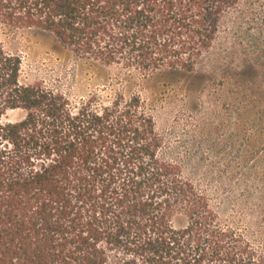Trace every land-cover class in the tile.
<instances>
[{
	"label": "trees",
	"instance_id": "1",
	"mask_svg": "<svg viewBox=\"0 0 264 264\" xmlns=\"http://www.w3.org/2000/svg\"><path fill=\"white\" fill-rule=\"evenodd\" d=\"M248 2V0H247ZM243 0H0L4 28L145 77L191 73ZM0 40V264H264V252L158 157L138 95L73 104L22 84ZM9 110L24 117L3 121ZM183 216L185 224L175 226Z\"/></svg>",
	"mask_w": 264,
	"mask_h": 264
},
{
	"label": "rangeland",
	"instance_id": "2",
	"mask_svg": "<svg viewBox=\"0 0 264 264\" xmlns=\"http://www.w3.org/2000/svg\"><path fill=\"white\" fill-rule=\"evenodd\" d=\"M224 18L218 40L191 73L145 77L74 54L49 33L4 28L0 40L20 58L19 81L41 82L73 104L138 95L161 139L158 157L264 252V0ZM9 110L3 121L24 117ZM185 224L183 216L173 220Z\"/></svg>",
	"mask_w": 264,
	"mask_h": 264
}]
</instances>
